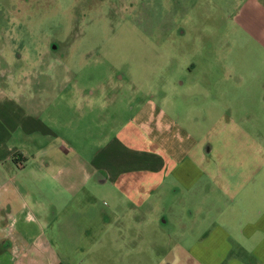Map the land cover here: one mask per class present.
Here are the masks:
<instances>
[{"label":"rangeland","instance_id":"rangeland-1","mask_svg":"<svg viewBox=\"0 0 264 264\" xmlns=\"http://www.w3.org/2000/svg\"><path fill=\"white\" fill-rule=\"evenodd\" d=\"M0 104L2 117L15 121L6 120L16 130L9 146L26 159L23 168L0 165V186L7 188L0 200V262L10 264L12 247L35 240L46 263L114 264L110 234L100 229L103 213L114 207L121 212L111 237L141 243L146 247H133V254L141 249L152 259L163 250L148 244L177 241L191 225L189 193L174 197V180L163 184L164 175L131 171L103 187L93 177L70 192L55 177L86 181L94 163L126 160L130 150L174 152L179 160L191 150L196 160L211 145L208 161L228 167L252 162L257 145L263 161L264 6L258 0H0ZM119 148L131 155L122 157ZM39 149L50 151L36 154ZM45 160L55 168L40 171ZM232 167L227 179L236 181ZM258 179L264 191V171ZM205 184L191 197L220 195ZM133 196L137 201L128 200ZM216 205L203 204L210 215ZM128 252L118 248L115 264Z\"/></svg>","mask_w":264,"mask_h":264},{"label":"crops","instance_id":"crops-1","mask_svg":"<svg viewBox=\"0 0 264 264\" xmlns=\"http://www.w3.org/2000/svg\"><path fill=\"white\" fill-rule=\"evenodd\" d=\"M258 2L261 6H264V0H258ZM6 120L7 122H15L12 116L9 119H4L0 113V165L3 167L5 163L13 162L23 168L26 159L23 155L18 156L20 153V151H17L18 149L14 150L13 147L9 146V141L16 130H9ZM155 129L156 132H162V129L158 127ZM27 135H32L31 131H28ZM120 143L122 142L120 141ZM118 146L123 145L120 144ZM255 147L252 162L238 165L230 163L228 167L226 166L227 163L224 162L214 161L212 163L208 161L207 158L213 152L211 145H208L203 150L201 158L196 160L190 156L191 150L183 155V159L179 160L174 152H165L164 157L162 154H153L150 150H130L133 156L131 153L127 154L124 151L125 149L122 151L119 148V154L122 157L127 155H131V157L126 160L122 158L120 161L117 160L115 162L104 161V164L94 163L92 175L87 174L86 181L70 178L67 173V176L62 174L64 177H55V179H59L60 183L69 186L68 191L72 192V188L78 187L79 184H84L89 180L92 181L93 177H96L94 183L99 187H103L109 182L115 183L116 180L125 177L131 171H146L154 175H164L163 184L168 177L174 180V187L178 190L173 194L174 197L183 196L185 191L189 193L193 207H191L189 212L191 225L187 236L178 235L177 241L167 244L160 243L162 246L155 244L158 242L148 244L147 247L154 246L157 250H163L159 254H151L154 256L152 259L141 249L138 250L137 254H133L131 251L133 247H146L144 245L139 246L141 243L131 242L134 246L129 249L128 247L132 244H126V242L117 243L115 237H111V233H115L117 229L116 217L121 210L116 211L117 207H114L109 209L110 212L105 211L103 213L105 220L103 219L100 229L105 234H110L111 243H107V246L110 249V259L114 258V264L116 263L114 256L118 248L129 250L128 254L125 253V258L117 260V262L121 261V264H264V191L263 185L262 183L260 184L258 179L259 175L264 171V159L263 161L259 159L261 147L257 145ZM42 150L39 149L36 154L44 152L47 156L50 151ZM232 166H235L236 169V181H234L233 177L227 179L228 172L234 168ZM37 168L40 171H47L52 170L55 166L53 162L45 160L38 164ZM85 171L83 169L82 174L84 173L85 175ZM68 179L75 180L71 186L68 185ZM204 183H206L205 185H213L215 191H220V195L215 197L210 188L211 193L200 197H191L190 194L200 188L201 185H204ZM0 187L2 189L0 191V200H3L7 193V188H5L3 183ZM136 199L137 196H133L128 200L137 201ZM208 202L217 204L215 215H213L215 209L211 215L205 211L203 204ZM142 207L141 205L140 208ZM135 209H137L135 204L129 208L132 216L135 215ZM125 211L127 212V208ZM217 215H219V218L216 219ZM111 217L114 218L111 219ZM198 224L200 225L199 227H197ZM100 243L98 241V244ZM37 245L38 243L34 240L27 245H23L21 249L12 247V251L8 252L10 254L9 263L57 264V262L53 263L50 260H47V263L43 262V259L37 255V251L39 252ZM3 259L4 257L1 256L0 261L4 262Z\"/></svg>","mask_w":264,"mask_h":264}]
</instances>
